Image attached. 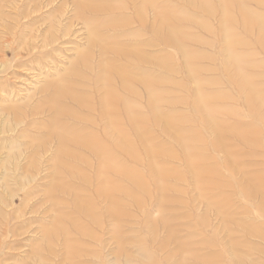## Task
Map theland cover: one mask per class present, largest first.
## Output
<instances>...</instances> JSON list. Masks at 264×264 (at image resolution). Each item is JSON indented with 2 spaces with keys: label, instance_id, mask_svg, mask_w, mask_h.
Wrapping results in <instances>:
<instances>
[{
  "label": "rangeland",
  "instance_id": "374dc122",
  "mask_svg": "<svg viewBox=\"0 0 264 264\" xmlns=\"http://www.w3.org/2000/svg\"><path fill=\"white\" fill-rule=\"evenodd\" d=\"M85 1L0 0V264H264V0ZM104 62L135 92L111 202L51 123L103 140Z\"/></svg>",
  "mask_w": 264,
  "mask_h": 264
},
{
  "label": "bare ground",
  "instance_id": "6f19581e",
  "mask_svg": "<svg viewBox=\"0 0 264 264\" xmlns=\"http://www.w3.org/2000/svg\"><path fill=\"white\" fill-rule=\"evenodd\" d=\"M137 1L138 3H142L143 6L145 5V3H148V5H152V3L149 0H134ZM89 1L86 0L85 3L81 4V8L82 6H87V8L89 10H93L90 5H89ZM140 12L142 10H139ZM140 12H138L140 14ZM227 23H230L231 19H227ZM244 19V23L246 24L248 22V20H250L249 15H245L243 17ZM225 23V22H224ZM221 26L225 27V24H222ZM104 42L101 44V50L104 51L105 50V45H103ZM111 66L109 64H106V62L104 63H99L98 68H99V72L104 76L103 78L98 77L96 82H95V87L96 88H102V92L100 93V100L103 104V109L101 111V113H99V115L102 117V119L105 121V126H106V134L104 133V137L103 140H100L99 137L95 136V135H87L83 138H81V135H79L76 130H74L73 128H67L65 126H63L62 124H60L58 122L59 120V116L61 114L63 115H69L70 116V112L68 110H66L65 108H62L60 106V104L57 106L54 110V114H52V119H51V123L56 127V138L60 141V147L61 145H64V147H62L59 150V153L61 155H66V156H70L73 157V159L75 158V160H78L79 162H81L78 158V156H73L72 153H70L69 151L65 150V147L67 146H73L74 148H79V149H84L86 150L88 153H90V155L95 159V161L97 162V174H99V179L98 180V190H96V195L99 197L104 196L106 199H108L110 202L113 201V192L116 190V188L114 189H110L108 190L109 192L104 193L103 192V186L106 184H112V182L109 179H102L100 176L101 175H105V171L106 168L109 167L111 165V155H110V151H109V144L107 145V143H110L111 141H108V138L110 137V133L112 134L113 137H115V135L117 134V136L121 139V141L119 143H115L114 145L116 147H122V148H126L129 145V140H128V134L122 129L120 120L122 117L125 118V122H127V127L130 130L132 128V120H131V103L123 96L125 95H131L134 96L133 90L130 88V81L128 79L125 78L124 75H121V72L119 74V79L121 80V88L122 89V95H119L115 92V90H111L109 88V85L111 84V79L115 76L113 71V68H110ZM113 81V79H112ZM99 85V86H97ZM145 91L148 97V106L149 108L152 107V105H154L155 103H157L158 100V96H157V92L155 91V95L148 90V86L145 85ZM68 89H64L62 92H60L61 90H59V93L57 94V96L59 97V100L62 102L64 99H69L72 100L73 102H75L78 106V109H81V107L83 106H88L91 108V106L89 105H85L82 104L81 101V96H77L76 94H74L73 90H68ZM99 100V99H98ZM253 101V99H252ZM60 102V103H61ZM256 103V102H255ZM260 103V102H259ZM262 106V105H260ZM58 107V108H57ZM152 111H156L155 108L152 107ZM98 112V109H97ZM74 115V114H71ZM77 117V116H76ZM131 124V125H130ZM67 133V134H66ZM65 135H67V137H65ZM65 139L67 141H65ZM107 139V140H106ZM113 143V142H112ZM77 204L80 205V210H81V201H77ZM113 207V206H112ZM88 208V207H87ZM111 210V208H110ZM90 211V209L88 208V210H86L85 212L88 213Z\"/></svg>",
  "mask_w": 264,
  "mask_h": 264
}]
</instances>
